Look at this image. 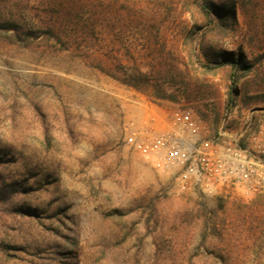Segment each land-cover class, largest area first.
<instances>
[{"label": "rangeland", "instance_id": "rangeland-1", "mask_svg": "<svg viewBox=\"0 0 264 264\" xmlns=\"http://www.w3.org/2000/svg\"><path fill=\"white\" fill-rule=\"evenodd\" d=\"M221 53L250 69L207 68ZM177 108L205 126L184 144L250 146L264 0H0V264H264V189L179 190L125 145Z\"/></svg>", "mask_w": 264, "mask_h": 264}, {"label": "built area", "instance_id": "built-area-1", "mask_svg": "<svg viewBox=\"0 0 264 264\" xmlns=\"http://www.w3.org/2000/svg\"><path fill=\"white\" fill-rule=\"evenodd\" d=\"M171 125L173 132L153 134L147 127L131 121L124 133V143L142 157L163 151V159L156 166L178 167L175 182L179 190L197 188L210 194L234 183H243L248 191L264 189V121L249 133L248 148L224 146L221 154L208 139L184 144V134L197 137L205 130L189 109H174Z\"/></svg>", "mask_w": 264, "mask_h": 264}, {"label": "trees", "instance_id": "trees-1", "mask_svg": "<svg viewBox=\"0 0 264 264\" xmlns=\"http://www.w3.org/2000/svg\"><path fill=\"white\" fill-rule=\"evenodd\" d=\"M201 8L203 12H207L206 9L213 10V11L214 9H216L214 7L212 8V6H210L209 3L205 4V6L203 5ZM4 29H7V27L6 28L4 27ZM12 30L13 31L9 35V37L14 42H27V41L35 40L41 34L39 28L38 27L36 28L34 26H31V27L29 26L26 29L22 28L19 31L17 27H13ZM42 34H45L44 36H47L48 38L53 36L50 29H46L44 32H42ZM218 57L219 59L212 61L210 63L211 65H206V67L213 68V67L221 66L223 64H230L234 70L239 69L243 71L244 73H246L250 69V65L248 63H245L240 55L238 58L234 59L233 57H231V54L229 55V54L221 53L219 54ZM233 83L235 85L236 81H233ZM232 104H233V101L232 99H230L227 104V110H229L230 107H232Z\"/></svg>", "mask_w": 264, "mask_h": 264}]
</instances>
